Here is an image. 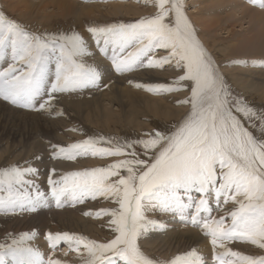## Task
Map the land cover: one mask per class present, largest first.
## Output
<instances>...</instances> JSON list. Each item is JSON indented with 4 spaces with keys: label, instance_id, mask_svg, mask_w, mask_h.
<instances>
[{
    "label": "snow or ice",
    "instance_id": "1",
    "mask_svg": "<svg viewBox=\"0 0 264 264\" xmlns=\"http://www.w3.org/2000/svg\"><path fill=\"white\" fill-rule=\"evenodd\" d=\"M145 2L157 11L133 22H93L86 31L117 74L176 71L169 82L135 87L154 94L188 91L190 95L179 102L190 105L189 112L172 130L144 137L99 135L66 146L50 143L56 159L122 157L48 179L57 206L65 195L77 203L98 198L112 202L114 207L85 214L108 217L113 238L100 241L49 231L52 254L46 257L31 243L35 232L7 233L0 240V264H67L54 258L62 242L80 255L82 264H207L196 248L170 258L142 250L138 241L155 227H164L150 213L179 216L201 229L210 239L215 264H264V255L234 248L243 244L264 251V111L232 94L187 15L185 0ZM251 2L264 8V0ZM93 55L80 31L33 30L0 8L4 101L64 115L56 108L60 94L101 85L103 73L87 62ZM51 171L55 176L56 169ZM38 174L30 162L0 167V191L5 193L0 195V209L36 211L46 199L36 183Z\"/></svg>",
    "mask_w": 264,
    "mask_h": 264
},
{
    "label": "bare ground",
    "instance_id": "2",
    "mask_svg": "<svg viewBox=\"0 0 264 264\" xmlns=\"http://www.w3.org/2000/svg\"><path fill=\"white\" fill-rule=\"evenodd\" d=\"M143 1L145 0H142V2ZM210 1L214 2L215 4L209 6L210 5L209 3L208 7L206 8L207 11H204L205 7L203 8L202 6L203 13L198 12V16H196L195 17L196 19H194L195 20L194 25L198 30V35L200 39L202 40L206 48L209 50V52L212 53L214 59L216 60L219 66V71L223 74L226 81L228 82L233 81L235 82V84H238L240 88L243 90L244 94L248 92L250 95L253 93H260L264 95V61L262 60L260 61L259 59H252V58H261L264 56V55L260 56V53L264 52V10H258V9L254 10V7L251 8L250 6V3L252 4L251 0H246V2L245 1L240 2V0L239 1L210 0ZM13 2L11 1L10 4H8V6L6 5V7L12 10V12L13 11L19 12L21 14H26L28 16H35L42 14V19L45 21L47 20L49 21V19H51L52 21V18H55V16L58 17L61 16L62 20H66L69 22L71 21V23H74L70 25L68 28L66 27L67 29L65 30L75 29L80 31L85 36V38L88 41L90 50L94 53L92 57L87 59V62L98 66L99 70L103 73L100 87L98 88L91 87V88L82 89V90L87 89L89 91L86 93H80L82 91L67 92L69 96L62 98V101H60L61 99L58 100V103L56 104V108L62 110L64 115L62 116L57 115L55 111H53L51 114L45 111L39 112L40 114L43 113L42 115L44 114L48 115L46 117L48 120L46 119L45 122L46 123L48 122L47 124H49L50 126H55V128L58 127L57 129L59 128L65 129L67 127L70 128L71 126L69 127V124L73 120H71V117H69L68 111H71L72 116H76V119L77 118L82 119L81 122H84V125H82L83 123H81L82 128L80 130L86 132L88 128L92 130L91 126H93L92 128H98L100 129V131L109 134L108 131L112 130L111 127L120 128L121 125L126 127L127 130H133L132 127L140 128L143 125V123L141 122L142 117L149 116V113H152L154 114V116H156L155 120L151 122L152 124L154 123V125H157L160 128H169L173 125L170 128L172 130L179 122H181L184 119V117L189 112L190 108L187 107V104H183L179 102L185 100L190 95L188 91L163 93L164 96H160V98L157 97L153 98L147 95L145 89L135 87L136 83H145V84L165 83L168 78L173 80L178 74L176 71L172 70L171 68H167L161 70H138L136 72L128 73L126 75L117 74L112 69L111 62L108 56H105L104 53L100 51V48L96 45L94 39L86 31L88 25H86V22L84 23V21L89 19L90 21L93 22L99 18L107 19V20L110 17L117 19H121V18L138 19L142 16H145L144 15L146 13L145 9L141 8L142 6L139 7L138 5L135 4L137 0H133L131 4L128 3V0H79L78 2L74 0H31V1L17 0ZM207 2L208 0L207 1L205 0V3ZM152 5H153L152 9L156 11L157 8L153 3ZM216 6L217 9L212 8ZM222 12H227V13H222ZM55 19L57 21L56 24L61 25L67 23L65 21H64L65 23L63 21L61 22L59 18L58 19L55 18ZM246 20H248V22H245ZM236 22H241V23L235 24ZM247 24L248 26H245ZM53 26L54 25H52V27ZM236 26H239L240 28L242 27V29L235 30ZM224 29L228 33V37L226 36L227 37L226 40L228 39V41H222L223 39L217 37L221 32V30L224 31ZM247 29H250V33L247 31ZM61 31L63 30L61 29ZM211 48H214L216 52L213 53ZM247 54H252V56H246ZM109 55H110V50H109ZM217 55L227 57L226 60L228 61L225 60V62L221 64V62L217 60L218 59ZM244 57H248L250 59H244ZM4 66H6L5 61L0 60V68ZM130 79L133 81V83H129ZM8 106L0 103V113H2V116L3 114H5V112L7 114V111L9 112L11 110V108ZM259 106H261V108H264V103L263 105L260 104ZM115 108L116 109L118 108L117 110L119 112H116ZM17 110H14L13 112L17 113L18 115L15 116V118L13 117V115L12 116L8 115L7 121L10 122L14 121L15 123V119L18 121V120H22V118L25 119L26 116H29V113L21 112V110L20 111ZM36 113H37L36 115H38V112ZM32 117L36 118L35 116ZM178 118L179 120L177 121V123L173 124V122ZM17 126L18 125H16V127ZM9 127L12 132L8 134L6 133L7 134L6 136L8 137L13 136L16 137V139L20 138V140L24 139L23 137L24 134L22 133L23 131L16 130L12 123H10ZM11 128H14V130ZM61 131L60 133H62ZM2 135H5V133H2L0 136ZM36 136L37 133L35 131L34 132L32 131L30 134V137L32 139L31 152L34 150V152L36 153L35 156L36 155L39 156L31 160L26 159V161H19V160H25L23 159L24 158L23 156L22 159L20 158L17 159L19 164L30 162L34 164L39 170H41L40 168L44 165V162L47 163L46 161L52 159L53 156L52 153H50L51 150L50 151L48 150V147H46L45 150L41 148L42 144L37 139ZM49 145L50 144H48L47 146ZM19 150L20 149L17 147L16 151ZM23 151H25V149L23 150L22 147V149L19 151L20 155L23 153ZM5 153H7V151L4 152V154ZM11 154L12 152H10V155ZM68 161L51 160V164L54 163L53 169L55 167H61L62 169L65 168L69 169V167L72 165L76 164L78 166H83L86 163L92 165L93 167H100L103 166L102 163L104 160L103 161H101V159L83 160L82 157H78L75 160V162L74 161L68 162ZM39 174L42 175V170L39 171ZM105 201L106 203L109 202L108 200ZM76 204L77 202L69 203L70 206L67 207L69 209L67 211H69L70 216L68 217L66 216L65 213L68 214V212L63 213L64 211L63 212L59 211L57 213H59L60 216H58V214H56L55 211H51V213L53 214L51 215V219L53 220L59 218V221L63 226H65L67 223L65 222V220L69 219L71 223L82 225V227H84L85 229L91 230L90 233L91 236L96 239H100V241H104L103 239H105L104 238L105 235H108L107 237H110V239L113 238L112 232L108 225V217H105L104 223L100 224L104 228L99 227L100 226L98 225L99 223L97 224L95 221L94 222L90 221V223H86V221L82 219L80 215H82L83 213L82 211L86 210L88 212V210L93 209V207L88 204H85L84 206H75ZM94 205L95 204H93V206ZM104 207L106 206L104 205ZM228 207H231V205H229ZM150 214L153 215L154 213H150ZM38 215H42V214L40 213ZM74 215H76L77 217H75ZM92 217L95 216L93 215ZM102 217L104 216H101V218ZM177 218H178L177 216H172L171 218L168 217L167 219L166 215L162 216L161 222H163L164 227L162 229L154 228L153 230H150L148 233H146L145 236L142 237L139 241L142 249L152 257L170 258L176 254H181L192 248H196L204 256V258L210 259L211 257L210 255L214 253L211 243L206 241L205 237L204 238L202 237V233L200 234L199 230L190 228L189 226L185 227L181 225V222H179ZM44 221H46V219ZM49 225L50 223L48 224V226ZM48 226L46 225V227ZM42 227L43 226L40 225V226H36V229H34L33 231L30 230V232L36 233V236L31 241V243H33L36 247H38L44 254H47L50 252L49 250L50 248L46 237L42 235ZM236 247L237 245L234 246V248ZM253 248L256 250L258 249L255 247L246 248L247 250L245 249V253L252 254V252L254 251ZM66 249H68V246ZM258 252L259 253L257 254L254 253V254L264 255V251L258 250ZM55 257H57V259H60L61 261H65L63 257L60 258H58V256ZM214 262L213 263L210 262V263L214 264ZM77 264H82V261H80Z\"/></svg>",
    "mask_w": 264,
    "mask_h": 264
},
{
    "label": "rangeland",
    "instance_id": "3",
    "mask_svg": "<svg viewBox=\"0 0 264 264\" xmlns=\"http://www.w3.org/2000/svg\"><path fill=\"white\" fill-rule=\"evenodd\" d=\"M0 1H1L0 2V8L2 7L6 11V14L9 17H13V18L17 19L18 21L24 22L25 24L29 25L33 30H37V31H44V30L54 31V30H61L62 29L63 31H65V29H67L70 25L74 24V23H71V21L69 22V21H66V20H62V17L61 16H59V17L58 16H55V18H57V19L59 18V20H61V22L62 21L63 22L64 21L67 22L66 24H61V25L60 24H56L57 21H56L55 18H52V21H51V19H49L50 22L48 20L45 21V20L42 19V14L35 15V16H28L26 14H21L19 12H14V11L12 12V10H10L8 7H6V5L8 6V4H10L11 1L13 2V1H17V0H0ZM29 1H31V0H29ZM74 1L78 2L79 0H74ZM132 1L133 0H128V3L131 4ZM198 1H199V3H198ZM243 1L246 2V0H240V2H243ZM13 3H15V2H13ZM145 3L146 2L145 1L142 2V0H139V1L137 0V2L135 3L139 7L142 6L141 8L145 9V12L146 13L144 15H151L154 12L157 11V10L155 11V10L152 9V7H153L152 3H146V4ZM209 3H210L209 6L215 4L214 2H211L210 0H208L207 3H205V0H185V6H186L185 7V10H186V13L189 16L190 20H192L193 24L195 22L194 19H196L195 17L198 16V12H202L203 13V8L204 7H205L204 8V11H207L206 8L208 7V4ZM202 6H203V8H202ZM250 6H251V8L254 7V10L255 9L264 10L263 8H260L259 6L254 5L253 3L252 4L250 3ZM212 8L213 9H217V6L216 7H212ZM210 9H208V10H210ZM222 13H227V12H222ZM19 15H20V17H19ZM41 20H42V22H41ZM67 20H70V19H67ZM135 20L136 19H125V18L117 19V18L110 17L108 20L107 19H100L99 18V19H97L96 21H93V22H95L98 25H105L107 23H110V21H113V22H116V21L133 22ZM85 22H86V25H88V26L93 23L92 21H90V19L84 21V23ZM245 22H248V20H246ZM238 23H241V22H236L235 24H238ZM52 25H54V26L52 27ZM245 26H248V24L245 25ZM240 29H242V27L240 28L239 26H236V29L235 30H240ZM247 31L250 33V29H247ZM226 36L228 37V33L224 29V31L221 30V32L219 33V35L217 37L220 38V39H223L222 41H228V39L226 40V38H227ZM211 50H212L213 53L216 52L214 50V48H211ZM254 54H256V53H254ZM263 55H264V52L263 53H260V56H263ZM217 56H218V59L217 60L219 62H221V64L223 62H225V60L227 59V57H224V56H219V55H217ZM246 56H252V54H247ZM239 58H241V57H239ZM244 59H250V58L244 57ZM252 59H259L260 61L261 60L264 61V56L261 57V58H252ZM226 61H228V60H226ZM169 81H171V79L168 78L166 80V82H169ZM226 82H227V85L229 86L230 91L232 92L233 95L244 98L248 102V104L254 106L257 111L264 110V108H261V106H259L260 104L263 105V103H264V95H262L260 93H253V94L250 95L248 92H247L248 94L247 93L244 94L243 90L240 88V86L238 84H235V82H233V81H229V82L226 81ZM76 91H82L80 93L89 92L87 89L86 90L79 89V90H76ZM146 93H147V95H149L150 97H153V98H156V97L157 98H160V96H164L163 93L161 95L160 94H154V93L151 94V92H148V91H146ZM66 96H69V94H67V93L60 94V96H59V99H61L60 101H62V98H65ZM0 103L5 104L6 106L9 105L8 107L11 108V110L9 108V110L11 111V114H10V111L9 112L7 111V114L5 112L6 115L3 114V116H4L3 117L2 116V113H0V117H1L0 118V122H3V123H0V130L2 129L0 131V135L2 133H5V135L0 136V157L2 156L0 158V167H3L4 165L7 166L9 164H17V163H19L17 158L22 159L24 157L23 159H25V160H19V161H26V159L27 160H31V159L36 158V157L39 156V155L38 156L37 155L35 156L36 153L34 152V150L31 152V147H32L31 146V141H32V139L30 137V134H31L32 131L33 132L35 131L37 133V136L36 137H37V139L42 144V147L41 148L45 150L46 147H48V150L49 151L51 150L50 153H52L51 146L50 145L47 146L50 143H55V144H59V145L66 146V145H69L71 143H75V142H78L80 140L86 139L89 136H97L98 134L99 135H104V136H115V137H119L121 139H124V138H137V137H144V134L145 133L153 132V131H157V130H160V131H169V130H171L170 128L173 126L172 125L169 128H160L157 125H154V123L152 124L151 122H153L155 120V117L156 116H154V114H152V113H149V116H143L142 117V119H141L142 121L141 122L143 123V125L140 128L132 127L133 130H127L126 127H124L123 125H121L120 128L111 127L112 130L108 131L109 134H107L106 132L100 131V129H98V128H92L93 126H91V129L92 130H90V128H88V130L85 132L83 130H80L82 128V125H84V122H81L82 119H78V118L76 119V116H72V112L71 111H68L69 117H71V120L74 121V122L72 121L70 123L71 125L69 124V127L70 126L71 127L70 128L67 127L65 129H62V128L57 129L58 127L55 128V126H50L49 124H47L48 122L47 123L45 122L46 119H47L46 117L48 115L47 114L46 115L45 114L42 115L43 113L40 114L39 112H41V111H36V110H33V109L22 108V107H20L18 105H13V104H11L8 101H4L2 98H0ZM187 107L190 108V105H187ZM117 109L115 108L116 112H119ZM14 110H17V111H20L21 110V112L29 113V116H26L25 119L22 118V120H18V121L15 119V123H14V121H11V122L10 121H7V116L8 115H11V116L13 115L14 118H15V116L18 115L17 113L13 112ZM36 112H38V115H36L37 114ZM32 116H35L36 118H34ZM74 118H75V120H74ZM178 120H179V118L177 120H175L173 122V124H176ZM10 123L13 124V126H14V128L16 130L23 131L22 132L24 134L23 135L24 139H22L23 141L20 140V138H17L16 139V137H13V136H11V137L6 136L8 133L12 132L10 130V127H9ZM81 123H83V124L81 125ZM6 124L8 125L9 128L7 127ZM16 125H18V126L16 127ZM5 127H7V128H5ZM14 128H11V129L14 130ZM60 131L62 133H60ZM101 133H103V134H101ZM19 141H21L22 143L24 142V143L22 144ZM15 144H16V147H15ZM19 144L20 145L22 144V145L20 146ZM29 145H30V147H29ZM8 146H9L10 149L8 148ZM17 147L20 150L23 147V150L25 149V151H23V153L20 155V152H19L20 150L19 151H16ZM6 149H8V150H6ZM6 151H7V153H5V154H7V155L4 154V152H6ZM10 152H12L11 155H10ZM3 154H4V156H3ZM10 156H13V157H10ZM81 157L83 158V160H87V159H96V160H100L101 159V161L104 160L103 163H102L103 166H105L107 164H110L112 162H115V160H117V159H122V157H111V158H103V159L102 158H99V157H91V156L90 157L89 156H86V157L85 156H81ZM5 160H7V161H5ZM51 160H55V161L56 160H62V161L64 160L65 161V159H56V158L53 157L49 161H46L47 163L44 162V165L40 168L42 170V175L43 176L41 174H38V176L35 179L37 180L36 181L37 184L41 187L40 190L43 191V192H45L46 199L42 200L40 206L34 212L33 211H29V212L28 211H20L19 209H16L15 211L9 210L7 213H5L2 209H0V240H3V238L5 237V235L7 233H14V234H17L18 235V233H21V232H30V230L33 231L34 229H36V226H40V225L43 226L42 227V235H44L45 237L47 236V232H49V231L57 232L59 230L73 232V233H79L80 232L79 234H82V235H85L86 234V236H89V237L91 236V234H90L91 233V230L85 229L84 227H82V225H78L76 223H71V221L69 219L65 220V222H67L65 226L61 225V222L59 221V218L58 219H53V220L51 219V215H53L51 213V211H55V213L58 214V216H60V214L57 213L59 211H61V212L64 211L63 213L68 212V214L67 213H65V214H66L67 217L70 216L69 215V211H67V210H69L67 207L70 206L69 203H74V201H73V199H72V197L70 195H65V196L61 197V199H60V206H57V200H56V198L53 197V196H51V186L48 184V179L50 177L53 178V179H56V177H57V179H58L60 174L69 172V169H70V171H77V170H83V169L90 168V167L92 168L93 166L86 163L83 166H78L76 164L75 165H72V166L69 167V169H66V168L65 169H62L61 167H55L54 169H57V171H56V175L53 176L51 170L54 167L53 166L54 163L51 164ZM71 162H73V161H71ZM58 168H59V170H58ZM41 170H39V171H41ZM31 191L34 194L35 189H31ZM4 194H5L4 192L0 191V195H4ZM85 204L91 205L93 207V209H89L88 212H95V211H97L98 209H101V208H108V207L111 208L112 206L113 207L115 206L110 201L108 203H106L105 199L102 200V198H98V199H95V200H93V199H86L83 203H77L75 206H84ZM93 204H95V205L93 206ZM104 205L106 207H104ZM82 212L83 213L80 216L82 217V219H84L86 221V223H90V221H92V222L95 221L97 224L99 223L98 225H100L101 223H104V221H105V217L106 216H104L102 218L99 217V219H98L95 215H94L95 217H92L93 215L92 216L85 215V213L87 212L86 210L85 211H82ZM40 213L42 215H38ZM49 214H50V216H49ZM165 215H166V218L167 219H168V217L171 218L172 216H174V215H171V214L168 215V214L154 213L153 215L150 214V218L151 219H154V220L162 221L161 218H162V216H165ZM74 216L77 217L76 215H74ZM177 217H178L177 218L178 221L181 222V225H183L185 227L189 226L190 228H194L196 230H199L200 231V234L202 233V237L203 238L205 237L206 238V241L210 242V239L203 234V232H202L201 229H199L197 227H193V225H191L190 223H185V222L181 221L180 218H179V216H177ZM95 218L97 219V221H96ZM31 219H33V220H31ZM45 219H46V221H44ZM86 219L89 220V221H87ZM102 219H104V220H102ZM182 222H183V224H182ZM49 223H50V225L48 226ZM46 225L48 227H46ZM99 227H103V226L100 225ZM70 228H71V231H70ZM155 228L160 229L159 226H157ZM24 229H25V231H24ZM82 230H83V232H82ZM107 236L108 235H105L104 236L105 239H103V240L110 239V237H107ZM90 238H94V237L91 236ZM94 239H96V238H94ZM97 240H100V239H97ZM66 248H67V244H65V243L62 242L57 247V249L55 250V256H58V258L63 257L65 259V261L67 262V264H77L80 261H82L80 255L77 252L70 251L69 250V247H68V249H66ZM246 248H250V247L247 246V245H242V244H240V245L238 244L237 247H236V249L242 250L244 252H245V249ZM49 250H50V252H49L50 254L49 253H47L48 255L45 254L46 257L47 256H50L51 253H52V250L51 249H49ZM258 250L259 249H257V250L254 249V251L252 252V254L259 253ZM65 253H67V255H65ZM210 256L213 257V258H211V257H210V259H206L205 258V260L207 261V264H211L210 262L213 263L215 261L214 260V253H212ZM55 258L57 259V257H55ZM212 260H214V261H212ZM214 264H215V262H214Z\"/></svg>",
    "mask_w": 264,
    "mask_h": 264
}]
</instances>
